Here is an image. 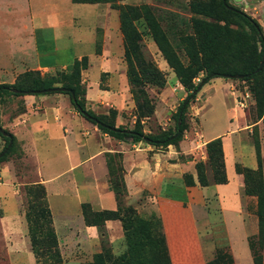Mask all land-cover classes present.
<instances>
[{
	"label": "rangeland",
	"instance_id": "obj_1",
	"mask_svg": "<svg viewBox=\"0 0 264 264\" xmlns=\"http://www.w3.org/2000/svg\"><path fill=\"white\" fill-rule=\"evenodd\" d=\"M227 1L253 17L260 24L264 34V0ZM211 2V0H112V5L111 2H100L107 4L112 9L113 18L119 23L121 43L119 48L114 46L113 51L107 54L109 57L113 56L106 61L107 72L97 70L95 64L88 71L89 58L85 55L87 66L81 70L80 75L82 90L80 97L85 107L107 119H114L115 123L121 109V113L123 112L127 118L133 116L132 126L134 125L136 119L135 103L130 92L127 74L128 69L136 71V65L132 59L129 61L130 64L124 57L125 42L120 29V9L127 10L130 15L138 12L141 17L134 20L133 23L141 37L138 41L140 56L146 61H151L161 71L165 79V83L161 87L153 84H147L144 87L154 105V112L149 118L141 119V127L146 133L152 134L172 129L177 108L191 91V88H185L179 82V77L182 76L183 71L172 68L166 61L152 36V29L146 16L151 15L159 37L164 42L166 50L170 52L173 62L186 69V73L191 76L192 85H196L199 79L204 76L203 67L207 64L222 63L224 68L234 70L245 67L249 59V56L246 58L244 55L234 52L237 50L228 52L227 45L233 47V42H240V36L236 33L230 34V38L226 42L219 43L216 50H213L214 40L220 29L234 31L237 28L231 22L224 20L217 11L207 12L209 11L207 7L210 6ZM202 39L205 43L207 42V45L202 44ZM101 45L102 33L98 31L96 46H94L92 54H99ZM256 46L257 51H260V44L257 43ZM70 54L72 52L69 51L60 54L59 52L58 54L54 53V60L69 59ZM67 66L46 71L39 70V72L41 75L53 76L58 82L56 84H60L70 80V71ZM263 78L264 73L263 77L258 79L211 78L202 85L186 107L185 131L181 141H183V146L187 151L193 149L194 152L189 155L178 153L176 158L183 160L186 157H192L193 162L204 161V174L209 182H212V168L207 162L206 151L203 149L202 142L204 138L210 135V132H221L222 143L225 141L230 146V152H228L225 163L229 182L217 187L219 197L224 196L223 204L218 197L212 196L210 190L214 188L212 184L203 190L204 194L207 193L208 195L201 198L199 192L195 191L196 194L191 202L205 261L212 258L217 247L218 241L215 240V237L218 238L221 234L225 235V228L222 229L220 225V220L224 219L227 234L231 239V248H229L232 250L235 264H253L247 239H240L242 231L238 227L239 220L228 204L234 203L238 206V203L242 202L241 215L246 232L249 235L255 234L257 232V200L254 195H251V198L245 196L242 185L244 188L247 180L249 187H252L257 180V176L254 174L257 170L256 142L260 145L261 169L264 177V123L259 118V108L254 94L258 88L256 84ZM91 82L96 83L95 87L97 88L91 89L90 96L95 97L99 92L98 89H107L108 92L105 94L107 97H101L97 101L89 100L86 96L87 84ZM83 89L85 90L84 93ZM64 95L73 108L68 95ZM102 99L105 100L104 103L100 102ZM242 100L245 102L244 106L238 103ZM23 103L21 96L5 95L0 100V124L12 134H14L11 126L13 118L26 110ZM62 121L67 128H70V138H73L74 133L77 132L74 119L64 116ZM6 145L7 139L0 134V152ZM172 148L180 150L179 146L176 148L172 145ZM51 149L54 153L53 147ZM45 158H42L39 163L37 158L26 156L22 142L17 139L13 150L6 155L4 160L0 161V264H56V260L51 256L40 257V259L34 256L25 219L27 188L34 182H38V172H42L44 176H49L61 166H65L63 159L57 155L50 156V159ZM192 165L194 166V163ZM235 167L245 172L247 178L243 173L241 177L237 175ZM244 168L250 169V172L247 173ZM185 173L191 174L192 177V173L196 175L193 167L192 171L182 174L179 182L174 180L175 185L176 183L186 185ZM105 180L107 181V177ZM104 182V179L99 178V184L102 185ZM166 192L180 194L178 191L173 192L170 188H165L164 193ZM239 194L242 199H240ZM180 198L188 204L185 193L184 195L182 193ZM198 198L199 200H197ZM47 200L52 214V226L57 238V248L60 253L61 260L58 264H100L101 262L108 264L126 250L125 231L122 229L121 225L123 224L120 221L116 220L120 224L119 229L112 227L107 231L105 226L97 227L98 238L92 240L85 231L83 216L79 218L78 214L74 212L59 213L55 209L52 198L47 196ZM124 202L125 205L134 207L139 215L147 216L154 212L146 194H142L136 199L126 197ZM90 205L94 210H101L94 207L95 205ZM222 208H224L223 216L220 212ZM254 245L257 247L255 241ZM260 253L264 264V239ZM98 257L102 259H96Z\"/></svg>",
	"mask_w": 264,
	"mask_h": 264
},
{
	"label": "crops",
	"instance_id": "obj_2",
	"mask_svg": "<svg viewBox=\"0 0 264 264\" xmlns=\"http://www.w3.org/2000/svg\"><path fill=\"white\" fill-rule=\"evenodd\" d=\"M98 31L102 33V45L100 53L94 55L92 50L96 46ZM120 43L119 23L114 20L112 9L105 3L0 0V83H13L19 74L27 70L64 68L85 55L89 58L88 71L95 64L97 70L107 72L106 61L113 57L107 54L113 51L114 46L119 48ZM65 51L72 52L69 59L54 60V53ZM95 86L93 82L87 84V98L95 101L106 98L107 89H98L95 97L90 96L91 89L97 88ZM21 97L26 110L13 118L11 126L16 138L22 142L25 155L37 158L39 163L42 158L50 159V156L57 155L65 162L64 167L61 166L49 176L37 171L39 180L34 182L46 187V195L52 198L56 211L63 214L74 212L82 218L81 203L84 202L95 205L97 209H115L114 194L105 180L107 166L104 154L120 152L127 198L136 199L146 194L154 212L162 219L172 264H205L191 202L195 191L203 198L208 195L204 194V188L212 185V196L218 197L221 204L224 196L220 198L217 192L220 184L200 186L194 173V185L174 184V180L180 181L184 172L192 171V163H195L193 159L179 160L177 154H193V149L187 151L183 141L179 144L180 150H176L172 145L161 148L141 142L117 140L80 116L61 93L26 94ZM100 102L104 103L105 100ZM64 116L73 118L76 123L77 132L73 138H70V128L62 121ZM128 117L120 109L116 125L131 127L133 116ZM219 135L222 136L221 132H210L202 142L203 149L207 141ZM223 150L226 163L230 146L225 141ZM236 174L241 177V174ZM99 178L105 181L102 185L98 183ZM165 188L180 194L164 193ZM182 193L186 194L188 204L180 198ZM228 205L239 220L238 227L242 231L240 239H247L249 234L241 215L242 202L238 206L234 203ZM223 211L224 208L220 210L222 216ZM220 225L222 229L225 228V235L215 237L217 246L227 245L231 248L226 221L220 220ZM104 226L107 231L112 227L120 228L116 220H107ZM84 228L90 239L98 238L96 226L84 224Z\"/></svg>",
	"mask_w": 264,
	"mask_h": 264
},
{
	"label": "trees",
	"instance_id": "obj_3",
	"mask_svg": "<svg viewBox=\"0 0 264 264\" xmlns=\"http://www.w3.org/2000/svg\"><path fill=\"white\" fill-rule=\"evenodd\" d=\"M76 3H100L111 2L112 0H72ZM207 12L217 11L224 20L233 24L237 30L230 31L228 29L221 30L215 37L213 50H216L219 43L226 42L230 38V34L236 33L240 36V42H233L227 45L228 52L234 51L244 57H248L247 65L240 69L224 68L222 63H210L205 65L204 76L199 79L196 85H192L191 76L186 73V69L180 64L173 62L170 52L166 50L164 42L160 39L157 27L153 22L151 15L146 16L148 24L152 29V36L162 51L164 58L169 65L178 70L182 69V76L179 82L185 88H191V91L180 102L175 113V123L172 129H167L159 133H146L141 127V119L149 118L154 112V105L145 91L147 84L163 86L165 79L161 71L151 62L146 61L140 56L138 41L141 39L140 34L133 21L140 18L138 12L132 15L127 10L120 9V29L124 37V57L126 61H134L136 71L128 69V82L130 92L133 95L135 103V123L132 127L125 125H116L114 119H107L90 109H87L81 99V70L86 65V56L81 59H75L67 66L70 71V80L60 84L53 76L46 74L41 75L39 70H27L17 76L13 83H0V100L5 95L22 96L26 94L43 95L51 93L67 94L76 112L87 121L94 124L102 133H105L117 140L144 142L153 147H161L173 145L176 148L183 139L185 131L184 116L186 107L195 94L191 93L199 86L207 83L211 78L230 77L232 75H241L242 79H258L263 77L264 60L260 66V61L264 53V34L260 24L249 14L243 10L231 5L227 0H211ZM129 9V7H128ZM244 36V37H243ZM202 44H206L202 39ZM261 46L257 51L256 44ZM134 57V58H133ZM223 62V61H222ZM130 63V62H129ZM131 64V63H130ZM129 68V67H128ZM255 91L256 102L259 108V118L264 123V78L260 80ZM85 90L83 89V93ZM115 115V112H114ZM114 117V116H113ZM178 121L180 123L178 124ZM1 131L7 133L3 135ZM0 134L12 143L7 151L0 155V161L4 160L6 155L14 148L17 139L14 134L8 132L0 124ZM6 145V146H7ZM6 148V147H5ZM4 148V149H5ZM3 149V150H4ZM2 150V151H3ZM1 151V152H2ZM205 151L207 162L212 168V182L204 174L205 163L197 160L194 163L197 182L200 186H208L210 184H225L228 182L226 175L225 157L221 136L215 137L205 143ZM0 152V153H1ZM255 155L257 170L254 173L257 176L255 185L249 187L244 184V194L256 197V218L257 232L247 237L248 246L252 256L253 264H263L260 250L263 246L264 239V181L262 174V159L260 155V145L255 143ZM184 159H192L186 157ZM105 161L107 166V182L108 188L113 192L116 201L115 209L94 210L90 203H81V213L85 221V225L101 227L107 220H118L124 229V237L126 239V250L118 255L113 262L108 264H172L168 243L162 223L161 217L156 212H151L147 216L139 215L134 207L125 205L127 197V187L124 180L123 157L120 152H106ZM247 173L250 169L244 168ZM236 173L244 174L239 168L235 167ZM185 184L192 186L195 184L193 177L189 173L184 174ZM27 209L25 219L27 223V233L30 240V246L34 256L40 257L51 256L56 260V264L60 263V253L57 248V238L52 226V214L48 204L46 190L41 183L31 184L27 188ZM256 239V240H254ZM254 241L257 247L254 245ZM96 259H102L98 257ZM100 264H104L101 262ZM205 264H235L233 254L229 246H217L211 259L206 260Z\"/></svg>",
	"mask_w": 264,
	"mask_h": 264
},
{
	"label": "water",
	"instance_id": "obj_4",
	"mask_svg": "<svg viewBox=\"0 0 264 264\" xmlns=\"http://www.w3.org/2000/svg\"><path fill=\"white\" fill-rule=\"evenodd\" d=\"M263 60H264V53H263V55H262V59H261V61H260V66L262 65V63H263ZM230 77H232V78H241L242 76L241 75H232V76H230ZM202 87V84L201 85H199L191 94L192 95H194V94H196L199 90H200V88ZM180 123V121H178V124ZM1 133L3 134V135H7V133L6 132H4V131H1ZM11 143H12V141L10 140L9 142H8V145L6 146V148L0 153V155H2V154H4L6 151H7V149L10 147V145H11Z\"/></svg>",
	"mask_w": 264,
	"mask_h": 264
},
{
	"label": "built area",
	"instance_id": "obj_5",
	"mask_svg": "<svg viewBox=\"0 0 264 264\" xmlns=\"http://www.w3.org/2000/svg\"><path fill=\"white\" fill-rule=\"evenodd\" d=\"M246 96H247V94H246ZM238 103H239L241 106H244V105H245L244 100H242V101H238Z\"/></svg>",
	"mask_w": 264,
	"mask_h": 264
}]
</instances>
